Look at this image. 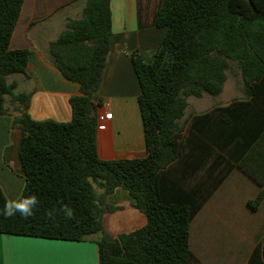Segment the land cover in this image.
<instances>
[{
  "label": "trees",
  "instance_id": "1",
  "mask_svg": "<svg viewBox=\"0 0 264 264\" xmlns=\"http://www.w3.org/2000/svg\"><path fill=\"white\" fill-rule=\"evenodd\" d=\"M24 1L0 0V115L7 112V95L21 103L28 97L15 95L16 84L7 82L25 72L29 59L28 49L9 47ZM156 24L166 34L152 59L133 57L147 150L142 159L102 160L97 154L94 98L110 50L111 0H87L81 18L68 20L50 42L53 64L82 94L70 99L69 122L34 121L27 113L17 118L24 131L21 199L35 196L38 202L28 218L19 212L5 217L8 200L0 188V234L67 241L100 234V264H201L189 247L190 223L201 203L165 169L180 157L178 122L187 98L220 94L229 62L238 64L245 93L258 94L264 81V0H163ZM119 188L147 223L112 237L104 228V206ZM263 198L261 189L250 208L257 210ZM249 264H264V241Z\"/></svg>",
  "mask_w": 264,
  "mask_h": 264
},
{
  "label": "crops",
  "instance_id": "2",
  "mask_svg": "<svg viewBox=\"0 0 264 264\" xmlns=\"http://www.w3.org/2000/svg\"><path fill=\"white\" fill-rule=\"evenodd\" d=\"M86 1H24L9 47L28 49L29 59L25 72L11 81L9 75L7 82L16 84L15 95L28 97L21 103L7 95V112L0 115V188L8 201L20 200L26 184L20 156L24 131L17 118L27 113L34 121L69 122L70 99L82 94L80 85L53 64L49 44L68 20L81 18ZM162 3L111 0L110 50L94 98L97 154L102 160L147 157L133 57L150 60L163 40L166 28L156 24ZM227 70L220 94L187 98L178 122L180 157L165 169L201 203L189 228V247L201 264H249L264 241V198L257 210L249 206L264 191V81L258 94L247 95L243 78L233 88ZM107 112L111 118H104ZM104 209V228L112 237L147 223L124 189L108 195ZM99 238L67 241L0 234V264H100Z\"/></svg>",
  "mask_w": 264,
  "mask_h": 264
},
{
  "label": "clouds",
  "instance_id": "3",
  "mask_svg": "<svg viewBox=\"0 0 264 264\" xmlns=\"http://www.w3.org/2000/svg\"><path fill=\"white\" fill-rule=\"evenodd\" d=\"M37 199L35 196L23 198L21 200H10L5 203L3 215L5 217H12L17 212L24 218H28L33 215V207L37 204ZM68 217L72 216V211L66 209ZM51 215V213H49Z\"/></svg>",
  "mask_w": 264,
  "mask_h": 264
},
{
  "label": "rangeland",
  "instance_id": "4",
  "mask_svg": "<svg viewBox=\"0 0 264 264\" xmlns=\"http://www.w3.org/2000/svg\"><path fill=\"white\" fill-rule=\"evenodd\" d=\"M153 55L151 56L150 60L152 59ZM227 74H228V79H229V83L231 84V86L233 88L238 87L240 84V82H242V76L240 73V69L238 68L237 64L235 62H229V66H228V70H227ZM18 77H20L19 74H14L8 77V80L11 81L12 79H17ZM96 191L99 192V188L96 184H94ZM97 237H100V234H91L88 237H86L88 240L90 239H95Z\"/></svg>",
  "mask_w": 264,
  "mask_h": 264
},
{
  "label": "built area",
  "instance_id": "5",
  "mask_svg": "<svg viewBox=\"0 0 264 264\" xmlns=\"http://www.w3.org/2000/svg\"><path fill=\"white\" fill-rule=\"evenodd\" d=\"M112 117V113L111 112H107L104 115V118H111Z\"/></svg>",
  "mask_w": 264,
  "mask_h": 264
}]
</instances>
